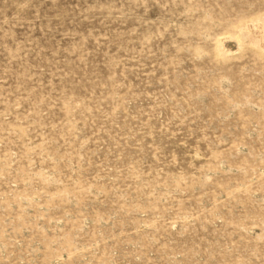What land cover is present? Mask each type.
<instances>
[{
	"label": "rangeland",
	"instance_id": "1",
	"mask_svg": "<svg viewBox=\"0 0 264 264\" xmlns=\"http://www.w3.org/2000/svg\"><path fill=\"white\" fill-rule=\"evenodd\" d=\"M258 22L264 0H0V264H264Z\"/></svg>",
	"mask_w": 264,
	"mask_h": 264
},
{
	"label": "bare ground",
	"instance_id": "2",
	"mask_svg": "<svg viewBox=\"0 0 264 264\" xmlns=\"http://www.w3.org/2000/svg\"><path fill=\"white\" fill-rule=\"evenodd\" d=\"M256 27L259 28L261 31H262L263 28H264V27L262 26L261 22H258L257 25H256ZM261 34H262V32H261ZM260 36H262V35H260ZM260 36H259V37H260ZM261 39H263V38L261 37ZM224 40H225V38L220 39L219 42H217V43H219L220 48H221L222 50H224V47H225L224 44L222 43V42H224ZM228 41H229V40H228ZM230 41H231V40H230ZM258 41H259V40H258ZM258 41H256V43H257ZM260 41H261V40H260ZM224 43H225V42H224ZM226 43H228V42H226ZM261 45H262V44H260V46H261ZM229 48H230V46H229ZM230 49H231V48H230ZM230 49H229V50L227 49V51H230Z\"/></svg>",
	"mask_w": 264,
	"mask_h": 264
}]
</instances>
